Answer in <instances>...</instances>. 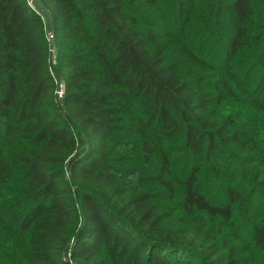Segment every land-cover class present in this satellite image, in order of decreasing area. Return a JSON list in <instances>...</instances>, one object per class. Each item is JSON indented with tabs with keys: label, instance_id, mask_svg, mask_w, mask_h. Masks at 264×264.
<instances>
[{
	"label": "trees",
	"instance_id": "trees-1",
	"mask_svg": "<svg viewBox=\"0 0 264 264\" xmlns=\"http://www.w3.org/2000/svg\"><path fill=\"white\" fill-rule=\"evenodd\" d=\"M42 1L0 0V264H264V0Z\"/></svg>",
	"mask_w": 264,
	"mask_h": 264
},
{
	"label": "rangeland",
	"instance_id": "rangeland-1",
	"mask_svg": "<svg viewBox=\"0 0 264 264\" xmlns=\"http://www.w3.org/2000/svg\"><path fill=\"white\" fill-rule=\"evenodd\" d=\"M30 1V0H29ZM194 26H195V24H194V22H192L191 23V25L190 26H188L187 27V33H188V37L190 36V37H192L193 36V38L195 39V40H198V38H199V34L195 31L194 32ZM189 39V38H188ZM52 41V40H51ZM207 49V48H206ZM214 51H216V49L214 50ZM52 56H55V50H54V53H53V55ZM52 57H51V61H52ZM185 68V67H184ZM188 69V67L186 66V68H185V70H187ZM195 75H200V73L198 74H196V73H194ZM230 108L234 111V112H236L239 116H242V115H246L247 113H248V109L246 108V107H244V106H240V105H236V104H231L230 105ZM218 158H214L213 156H211L210 158H208L206 161V163L204 164V174H205V179H204V183H207V181H210V182H212V183H210V184H207V185H205V184H203V187H207L208 188V191H210L209 192V194L211 195V193L212 194H215V195H217L218 193H219V191H220V189H219V186H218V182H215V181H217L216 180V176H215V174L213 173V171H212V168L213 167H215V164L216 165H218L219 163H220V160H221V162H222V169H223V171H226V170H228V168H227V165H226V162H224L222 159L223 158H225L224 156H222L221 158H220V155H218L217 156ZM179 159L177 160V165H182L184 162V158L183 157H178ZM225 161H227V160H225ZM183 162V163H182ZM154 173V174H153ZM148 175H150V176H153V177H156V173L155 172H152V173H149ZM210 179H213V180H210ZM155 189H159V188H155ZM205 189V188H204ZM163 194H165V195H167V192L166 191H164L163 192ZM175 194H177V195H180L181 194V189H179L178 187H176L175 188ZM165 202L166 203H173V201H171V200H165Z\"/></svg>",
	"mask_w": 264,
	"mask_h": 264
},
{
	"label": "water",
	"instance_id": "water-1",
	"mask_svg": "<svg viewBox=\"0 0 264 264\" xmlns=\"http://www.w3.org/2000/svg\"><path fill=\"white\" fill-rule=\"evenodd\" d=\"M29 4L37 13L42 16L46 23V29L48 34L53 37L55 29L53 14L51 10L45 5L42 0H30Z\"/></svg>",
	"mask_w": 264,
	"mask_h": 264
},
{
	"label": "built area",
	"instance_id": "built-area-1",
	"mask_svg": "<svg viewBox=\"0 0 264 264\" xmlns=\"http://www.w3.org/2000/svg\"><path fill=\"white\" fill-rule=\"evenodd\" d=\"M50 38L52 39V36H50ZM58 85L59 86H58V89H57V94L61 98V97H63V95L65 93V83L63 81H59Z\"/></svg>",
	"mask_w": 264,
	"mask_h": 264
}]
</instances>
